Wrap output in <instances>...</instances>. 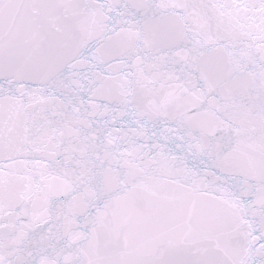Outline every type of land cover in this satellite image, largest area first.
<instances>
[{
	"label": "snow or ice",
	"instance_id": "6c2138e0",
	"mask_svg": "<svg viewBox=\"0 0 264 264\" xmlns=\"http://www.w3.org/2000/svg\"><path fill=\"white\" fill-rule=\"evenodd\" d=\"M0 264H264V0H0Z\"/></svg>",
	"mask_w": 264,
	"mask_h": 264
}]
</instances>
